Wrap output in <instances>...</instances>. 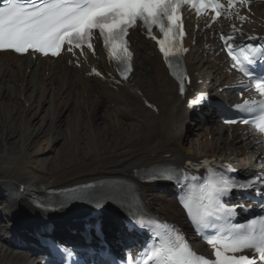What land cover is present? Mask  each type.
<instances>
[{"label": "bare ground", "instance_id": "1", "mask_svg": "<svg viewBox=\"0 0 264 264\" xmlns=\"http://www.w3.org/2000/svg\"><path fill=\"white\" fill-rule=\"evenodd\" d=\"M255 15H259L258 10ZM260 15L264 19V12ZM253 19L257 21L256 16H253ZM203 34L197 31L194 37L196 42H200L196 50L202 53L201 56L204 55L201 47ZM132 35L140 42V47L136 49L134 71L129 84L119 86L117 90L110 88L105 81L84 78L79 68L68 65L62 57L46 62L31 59L29 56H15L9 52L0 53L1 95L13 99L17 97L13 101L16 104L21 101L20 116H16L18 120L30 112L36 117L46 102L50 104L51 99L59 98L61 99L58 104L62 110L73 105L76 113H81L80 107L83 108V104L91 99L92 106L86 109V103V110L82 111V115H77L82 119L84 114L92 113L95 120L91 138L85 137V131L76 138L71 135L78 144L72 149L73 156L70 157V153L67 155L65 152L61 156V149L58 150L54 158L56 162L47 172L42 170L38 159H35V155L42 149L37 148L34 153H28L34 145L35 135L29 142L25 141V137L30 136L27 126L24 127L25 124L18 127V130L15 128L18 143L16 140L13 145L3 148L0 141V197L12 199L10 201L13 204L8 203L7 208L13 206L18 216L21 215L20 211L31 209L25 196L18 193V184L22 180L30 183L25 188L41 192L45 187H60L89 180L115 176L131 178L136 170L171 158L185 160L212 156L227 160L238 168H244L251 164V159L261 157L260 146H255L254 139H242L238 136L233 138L234 133L229 137L224 134L222 127L216 124H197L195 130L204 131V134H199L206 141L193 140V133H189L186 126L188 112L176 94V86L168 78L153 46L138 32ZM219 60L220 57L204 60L200 56L192 59L189 63L190 71L198 72L193 75V81L201 76L203 79H209V83L202 85L205 88L211 81L220 80L224 74L221 73ZM92 62L102 64V61L97 59H92ZM204 66L208 67V70L205 71ZM25 89L28 94L24 95L20 91ZM147 103H150V107ZM153 105L157 107V112L152 109ZM100 108L109 114L108 120L113 129L107 117L98 118ZM86 117L88 115H85V119ZM134 122V129H126L128 133H124L125 126ZM1 130L6 140L15 133L11 124ZM75 131L74 126L73 132ZM46 143H49L48 140ZM67 146L64 151L69 150ZM48 148L50 151V147ZM249 151L252 152L250 159L246 157ZM9 186L12 190L4 195L5 190L2 188ZM151 186L143 185L144 194L152 188ZM145 195L155 210L175 219L180 216V211L169 197L158 194L150 196L148 193ZM6 201L5 198L4 202ZM61 211L66 212L67 209ZM19 222L23 223L24 220ZM111 222L112 220L106 219L105 226ZM11 248L0 239V264H31L29 259L20 256L17 250Z\"/></svg>", "mask_w": 264, "mask_h": 264}, {"label": "snow or ice", "instance_id": "2", "mask_svg": "<svg viewBox=\"0 0 264 264\" xmlns=\"http://www.w3.org/2000/svg\"><path fill=\"white\" fill-rule=\"evenodd\" d=\"M181 2L182 0H31V2L3 0V6L0 7V50H13L21 54L33 50L44 55L57 56L63 46L67 45L68 52L73 53L74 49H79L83 55L86 45L94 54L90 40L94 30H98L110 56H115L126 65L121 74L127 79V73L131 70L127 66L131 53L127 50L125 38L129 26L139 20L150 36L152 27L157 26L164 37L157 40L160 52L166 60H170L182 50L176 40L177 34L181 36L184 34L180 31ZM183 2L191 4L198 16L202 15L208 6L205 0H199V3L197 0ZM237 2L247 6L249 0H228V7L231 8ZM211 7L216 12L212 19L216 21L220 15L221 5L213 3ZM221 39L228 44V55L234 61L232 67L237 68L250 80L256 81L255 88L260 96L264 97V83L260 82L264 80V72H255L257 61L244 56L246 63H241L229 43L230 36L222 34ZM248 49L254 53L258 52L262 57L260 63L264 64V46L257 49L254 43L248 44L247 49L243 51ZM93 72L101 75L95 69ZM179 87L183 93L185 90L183 82ZM257 103L260 107L259 115L255 119L240 121L226 119L225 123H252L259 132L264 133V100L259 102L244 100L242 104L235 105V108L242 113H252L256 110L254 106ZM167 178L172 177L169 175ZM231 191H255L260 199H264V176L248 178L243 183H237L230 178L210 181L201 188V194L194 207L190 200L184 204L197 224L205 229L216 228L215 234L204 233L207 237L206 242L214 250V260L196 256L177 235L175 241L155 248L154 255L148 257L146 264H152L153 261L155 264H264V216L258 215L246 223H234L233 218L238 215L240 206L226 207L221 202V197ZM261 212H264V207L261 208ZM129 223L133 228L145 227L142 222L137 224L136 221L129 220ZM245 250L252 252L253 255H235ZM61 251L66 256L71 255L65 249Z\"/></svg>", "mask_w": 264, "mask_h": 264}, {"label": "rangeland", "instance_id": "3", "mask_svg": "<svg viewBox=\"0 0 264 264\" xmlns=\"http://www.w3.org/2000/svg\"><path fill=\"white\" fill-rule=\"evenodd\" d=\"M26 90L27 89H25L24 91L21 90L20 92L24 95L28 94V92H26ZM1 92L2 91L0 89V117H1L0 121L3 123V124H0L1 125L0 126V141L2 143V147L8 148L9 146H11V144L13 145V143L16 142V140L18 139V137L16 136L17 131H15V128L18 130V127H22V125L25 124L24 127L26 128V126H27L28 133L30 135L29 136L30 138L25 137V141L29 142L32 139L31 137L35 135V137L33 139L34 145L32 148H30L28 150V153L31 154L37 148L39 150L42 149V151H40V153L35 155V159H38L40 167H42V170L45 172H47L49 170L50 166L56 162V160H54V158H55V155L58 154V150L61 149V153H60L61 156L64 155V152L67 153V155L70 153L69 154V156L71 155L70 157L73 156L72 149H75L76 145L78 146V144H77L76 140H74V138L72 139L71 135H74V137L76 138L78 135H81V133H83V131H85V135H86L85 137L86 138L90 139L92 136L91 131H92L93 125L95 123L93 114L92 113L84 114L82 116L83 120H79V122H78V116H77V114L79 116L83 114L82 111L85 109L86 103L88 104L86 106V109H89V107L92 106L91 105V99L83 104V108L80 107L79 110H81V113L78 112L77 114H76V111L74 109H72V107L70 109L64 108L63 110H62V107H60L61 108L60 109L58 107V101L55 99H51L49 102L50 104H48V102H46L43 109L38 111L36 117H34L33 114H31V112H30V113H26V115L24 117H22L21 120H20V118L18 120V118H16V116H18V115L20 116L19 110H20L21 101L18 99L19 101L16 104V102H13V101L17 97H15L13 99L12 97L2 96ZM26 98H28V97H26ZM26 98H23V99H26ZM60 99L61 98H59V101H60ZM59 106H60V104H59ZM100 110H101V112H100ZM100 110L98 111L99 112L98 118L107 117V120H108L109 114L106 113L101 108H100ZM5 111H6V113H5ZM85 115H88V117H86V119H85ZM90 115L92 117H90ZM30 116H32V117H30ZM92 121H93V123H92ZM108 122H109L110 127H112V129H113V125L110 124L109 120H108ZM7 124H9V125L11 124V127L14 129L15 133L10 135V138H8L6 140V139H4V135L2 134L3 130H1V129L5 128ZM134 125H135V122L130 126L126 125L124 130H123L124 133H128L126 129H132V128L134 129V127H135ZM74 126L76 127L75 133L73 132ZM88 127H90V130H88ZM122 129L123 128H121V130ZM199 133L204 134V131L196 130L192 134L193 136H191L192 139L193 140H199V141H202L204 139L206 141V139L203 136H200ZM47 140L49 143H46ZM204 142H203V144H204ZM17 143H18V140H17ZM66 146H67V149H69V150L64 151ZM48 147H50V149H51L50 151H49ZM0 206L1 207L3 206L1 203V200H0Z\"/></svg>", "mask_w": 264, "mask_h": 264}]
</instances>
